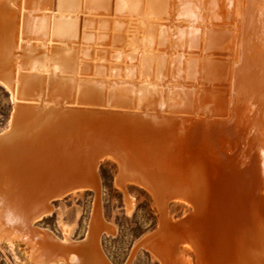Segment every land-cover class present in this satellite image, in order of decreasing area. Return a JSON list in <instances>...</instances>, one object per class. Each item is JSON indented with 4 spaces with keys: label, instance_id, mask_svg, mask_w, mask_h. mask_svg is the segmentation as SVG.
<instances>
[{
    "label": "bare ground",
    "instance_id": "obj_1",
    "mask_svg": "<svg viewBox=\"0 0 264 264\" xmlns=\"http://www.w3.org/2000/svg\"><path fill=\"white\" fill-rule=\"evenodd\" d=\"M214 1L0 0V86L9 92L14 103L8 125L0 134L34 139L33 144L29 143L32 155L37 148L36 139L46 133L36 123L52 117L53 112H65L66 109L70 112L73 109L70 104L89 103L108 107L111 112H136L128 115L126 120L130 127L136 129V135L133 133L129 138L133 142L140 141L142 156H136L129 144L123 156L106 158L119 167L116 186L123 191L127 185L148 190L161 211L171 203L188 205L181 194L169 195L167 202L163 200L166 194L162 188L166 181H161L162 173L159 175L160 171L155 168L158 166L157 145L162 124L152 112V105L162 111L169 102H177L176 98L183 97V92L188 90L185 84L178 83L184 77L181 74L186 75L192 68L191 63L198 60L196 55L188 56L185 52L196 47L202 28L204 32L210 31L211 23L207 28L208 21L215 18L216 12L219 13L217 19L223 16L220 13L224 8L215 10L217 6L213 8L215 3L211 4ZM133 21L139 30L129 35L127 25ZM201 24L204 26L200 29ZM123 31L126 33H121ZM208 42V48L218 46ZM102 45H108L109 49ZM107 57L122 63H127L125 58L128 57L129 63L135 65H106L103 62ZM88 59L93 62L89 63ZM88 73L90 75H86ZM134 78L137 81H133ZM60 118L64 120L68 116L64 114ZM75 138V134H71V140ZM151 143H154L152 147ZM26 146L22 142L19 144L22 150ZM22 168L25 169L24 166ZM145 172L151 180L148 178L147 181L143 175ZM24 182L25 177L18 176L12 167L0 161V245L10 251L15 264H109L98 245L102 218L95 207L88 225V246L81 251L70 248L58 257L52 253L53 246L70 242L80 216V210L76 208L72 217L66 218L68 210L61 202H53L78 196L87 189H71L50 200L45 210L37 211L35 199L40 197V193ZM90 191L97 196V189ZM134 206V197L124 194L127 215ZM28 209L32 212L27 220ZM160 210L156 212L159 214ZM51 213L55 215L62 238L57 237L59 241L50 240L53 242L49 243L43 234L45 229L40 233L37 223ZM113 233L114 228L107 223L104 234ZM144 249L150 260L159 264H190L189 259L182 258L180 254L175 253L177 256L171 257L165 240L158 234L144 245Z\"/></svg>",
    "mask_w": 264,
    "mask_h": 264
},
{
    "label": "rangeland",
    "instance_id": "obj_2",
    "mask_svg": "<svg viewBox=\"0 0 264 264\" xmlns=\"http://www.w3.org/2000/svg\"><path fill=\"white\" fill-rule=\"evenodd\" d=\"M213 3L215 10L224 8L220 13L223 20L216 18V12L214 21H208L210 31L204 32V25H199L203 32L200 30L196 47L190 48L195 52H185L196 55L198 61L192 57L195 62L187 70L188 75L181 74L184 77L175 82H182L188 90L162 111L152 105L160 124L156 112L170 118L167 127H161L155 166L159 175L162 173L161 181H166L163 200L167 202L171 195L181 194L188 205L171 203L162 212L148 190L127 185L123 191L115 184L119 167L107 159L97 169V196L86 190L53 202H61L68 210L66 218L72 217L74 209L80 210L71 239L88 235L94 207L112 225L114 235L98 231V245L109 264H159L150 260L139 244L153 234L165 240L171 257L180 254L190 264H264V0ZM127 29L130 35L139 27L133 21ZM206 40L218 46L208 48ZM102 46L109 49L108 45ZM125 60L127 63L107 57L103 63L135 65L129 63L128 57ZM69 106H73L70 112H76L78 105ZM13 107L9 92L0 86V131L8 125ZM135 132L134 127H124L120 135L136 156H142L140 141L129 138ZM123 193L135 200L129 215L124 210ZM37 226L40 233L47 229L62 238L54 213ZM0 264H15L10 251L1 245Z\"/></svg>",
    "mask_w": 264,
    "mask_h": 264
},
{
    "label": "water",
    "instance_id": "obj_3",
    "mask_svg": "<svg viewBox=\"0 0 264 264\" xmlns=\"http://www.w3.org/2000/svg\"><path fill=\"white\" fill-rule=\"evenodd\" d=\"M77 105L76 112H53L52 117L40 124L36 123L46 133L36 139L34 155L29 152V143L33 144L34 139L32 141L0 134V161L5 166L12 167L18 176L25 177L27 187L40 193V197L35 199L37 211L45 210L50 200L53 201L71 189L91 190L98 187L97 169L101 161L110 156H123L126 148L129 149V143L120 135V131L124 127H130L126 119L136 112H111L108 107L89 103ZM106 110L110 112H104ZM156 113L162 123L161 127H167L170 118L160 111ZM64 114L68 118L61 120L60 117ZM69 130L75 134L74 141L71 140L73 133ZM21 142L27 145L23 150L19 147ZM143 175L149 181L147 173ZM31 212L32 209H28L27 220ZM107 223L102 219L99 228L101 234L106 231ZM43 234L49 243L53 242L50 240L59 241L50 230H43ZM153 236L154 234L145 236L139 244L146 245ZM88 238L89 236L71 239L67 244L58 243L52 247V253L58 257L70 248L81 251L88 246Z\"/></svg>",
    "mask_w": 264,
    "mask_h": 264
}]
</instances>
